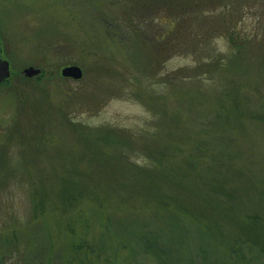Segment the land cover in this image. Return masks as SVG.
I'll use <instances>...</instances> for the list:
<instances>
[{"label": "rangeland", "instance_id": "374dc122", "mask_svg": "<svg viewBox=\"0 0 264 264\" xmlns=\"http://www.w3.org/2000/svg\"><path fill=\"white\" fill-rule=\"evenodd\" d=\"M179 4L0 0V264H264V0Z\"/></svg>", "mask_w": 264, "mask_h": 264}, {"label": "trees", "instance_id": "16d2710c", "mask_svg": "<svg viewBox=\"0 0 264 264\" xmlns=\"http://www.w3.org/2000/svg\"><path fill=\"white\" fill-rule=\"evenodd\" d=\"M179 1L181 2V4H179V6L181 5L180 9H182L181 13L183 12L182 18L184 17V14H186L187 10H188L189 14L190 13L195 14L198 10H203L208 5V3L211 2V0H185L184 2H183V0H179ZM192 2L198 7H195V8L191 7V3ZM204 19H206V18H204ZM183 22L184 21H182V23ZM205 23L207 24V20L205 21ZM183 24L180 23V25H179L180 29L183 27ZM180 29H178L179 32H180ZM170 32H172V29H171ZM227 32H228V30H227ZM165 35L166 34L163 32L161 37L163 38ZM181 35H182V38H183V36H184L183 35V31L181 32ZM227 36H230V35H227ZM177 37L178 36L176 34H173L170 37V39H169V43H170L169 45L170 46H169L168 50H169V54L170 55H173L176 52L182 51V48L184 46L183 45L184 43H182V40L179 41V38H181V36L178 37V38ZM183 42H185V41L183 40ZM206 65L208 66L207 69L208 68L211 69L212 67L215 68V66L213 64V61L210 62L209 64H206ZM206 65H204V66H206ZM42 76H43V73H41L40 78ZM106 133H101L99 136L96 137V140L101 142V143H104V144H108V142L110 141V138H113V141H116L114 135L109 137L108 136L109 132L107 134ZM90 155H91V153H90ZM92 156L95 157V156H97V154L96 153H92ZM94 160L98 164L101 162L100 159H94ZM92 161H93V158H92ZM222 194L224 196H226V197H230L228 192H224L223 191ZM253 217L252 216L247 217L248 221H249V224L248 225L246 224V226H243L242 232H243V234L245 236L244 237L245 238L244 242L250 243V245H253L254 247H257L259 249V251L264 252V243L262 241H260V239H259L260 237L258 235L259 233L257 234V232L255 231L257 229L259 223L256 221L255 217L254 218ZM132 238H133L132 241H135L134 243H137L138 238H136L135 235H132ZM135 239H137V240H135ZM229 239H233V237L229 238ZM236 240H238V239H236ZM235 242H236L235 240H233L232 242H229V241L225 242V247L228 249V251L230 253H233V254L237 255L235 253V249L231 246V243L238 244L237 242L236 243ZM140 243L141 244H140V247L138 248V250L136 249V251H135L134 250L135 248L132 249V251L130 253L132 258L135 257L136 255L144 254V255L152 257L155 261L158 262V264H177V262H179L180 260L181 261L183 260V257H182L180 252H178V254L180 256L177 254L176 258H173L171 256L170 251H168V250H166V248H164L163 242L158 236H149V237H142L141 236L140 237ZM229 243H230V245H229ZM124 247H126V245H124ZM169 255H170V257H169ZM198 255H199L198 258H199V263L200 264H209L208 259H207V255H206L205 252L202 251ZM187 262L189 264H199L191 256L187 259Z\"/></svg>", "mask_w": 264, "mask_h": 264}, {"label": "water", "instance_id": "95a60500", "mask_svg": "<svg viewBox=\"0 0 264 264\" xmlns=\"http://www.w3.org/2000/svg\"><path fill=\"white\" fill-rule=\"evenodd\" d=\"M23 73L27 77H32L40 74V69L29 66L23 70ZM60 74L63 78H71L74 80H80L83 76L82 70L77 65L64 66ZM10 76V65L8 60L0 56V83L8 79Z\"/></svg>", "mask_w": 264, "mask_h": 264}]
</instances>
